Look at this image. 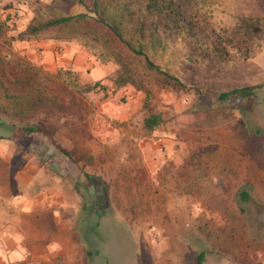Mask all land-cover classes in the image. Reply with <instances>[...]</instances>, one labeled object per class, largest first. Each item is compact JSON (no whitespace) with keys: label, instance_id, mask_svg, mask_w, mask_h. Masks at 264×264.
Returning a JSON list of instances; mask_svg holds the SVG:
<instances>
[{"label":"rangeland","instance_id":"rangeland-1","mask_svg":"<svg viewBox=\"0 0 264 264\" xmlns=\"http://www.w3.org/2000/svg\"><path fill=\"white\" fill-rule=\"evenodd\" d=\"M93 1L0 0V118L14 125L0 139L9 264H200L209 254L264 264V40L245 57L232 45L238 19L263 17L264 0H189L175 26L145 32L146 54L184 84L153 90L162 121L150 130L133 90L78 89L87 63L128 55L102 22L139 38L142 0ZM78 12L46 40L19 35L31 19ZM256 84L247 98H216Z\"/></svg>","mask_w":264,"mask_h":264},{"label":"trees","instance_id":"trees-1","mask_svg":"<svg viewBox=\"0 0 264 264\" xmlns=\"http://www.w3.org/2000/svg\"><path fill=\"white\" fill-rule=\"evenodd\" d=\"M189 0H142V7L139 13L137 21V38L136 43L133 45L129 40L122 37L120 31L113 23L102 22L108 31H111L113 36L128 50V55L123 56L119 53H113V63L103 64L108 69L107 75L101 78H90L88 70L83 71L88 76V80L83 82L82 87H79L83 93L89 91H102L105 92L102 95L103 98L108 97L110 94L121 93L122 95L127 90H133L138 96V104L141 100L140 108L146 110V115L142 117V124L147 129H153L161 123L159 112L153 108L151 101L153 100V90L158 89H169L172 91L184 89V84L174 74L160 68L143 50L141 40L145 36V32L149 36L153 34L163 33L170 27H173L179 21L184 11L185 6ZM95 6L96 2L93 1ZM264 8V3L261 4ZM85 17L84 13L78 12L74 15H60L43 20L35 21L31 19L19 32L24 38L31 39H48L46 31H52L54 28L66 26L71 22L80 20ZM235 36L232 38L234 43L232 44L237 51L245 57L249 52V47L254 42L264 40V16L263 17H240L234 27ZM55 37L50 38L54 41L59 40V37L64 35L61 33H53ZM57 37V38H56ZM61 46H58V49ZM240 48V50L238 49ZM6 58L10 59L11 65L16 69L21 68L20 61L15 59L14 55H5ZM12 56V57H11ZM14 57V58H13ZM105 60V59H104ZM107 61V60H105ZM58 68V67H57ZM59 70V69H58ZM70 71V70H69ZM65 70V73H69ZM74 74V71H70ZM76 73V72H75ZM77 76V75H76ZM76 76H72L70 81L73 84L77 82ZM17 79V77H16ZM28 81V79H27ZM104 87H106L104 89ZM257 87L256 85L242 86L240 88H232L228 91H222L217 94V99L221 100L225 97H242L247 98L251 92ZM82 88V89H81ZM140 94H139V93ZM35 102L32 103L34 105ZM14 130V125L0 118V139L8 138L11 131ZM24 133H31L39 130L34 126H25L21 129ZM57 151L64 156L69 155V151L65 150L59 143L56 145ZM86 176L89 177L88 174ZM98 196V195H97ZM96 196V198H97ZM98 201V200H97ZM201 258V257H200ZM197 258L196 263L199 262Z\"/></svg>","mask_w":264,"mask_h":264},{"label":"crops","instance_id":"crops-1","mask_svg":"<svg viewBox=\"0 0 264 264\" xmlns=\"http://www.w3.org/2000/svg\"><path fill=\"white\" fill-rule=\"evenodd\" d=\"M44 43H45V45H44V47H45V49H46V51L48 52L50 49L48 48V45L50 44L51 45V49L53 48V45L51 44V43H47V42H45L44 41ZM57 45H55V47H56ZM78 48V47H77ZM79 49V48H78ZM70 50H75V49H70ZM80 50V49H79ZM43 58V64H45L43 67L45 68H47V69H50V68H52L53 67V57H52V55L50 54H48V53H45V56L44 57H42ZM46 63H49V64H51L52 63V65L51 66H46ZM83 64H85V63H81V65H83ZM87 66L88 67H85V70H88V74H90L91 75V78H101L102 76H105V75H107V73H108V69L106 68V66L102 63L101 64V62H92V64L90 65V64H88L87 63ZM162 140H164V139H162ZM46 195H48V196H50L49 194H46ZM40 197L42 196V195H39ZM48 196L46 197H42L43 198V200H45V198H47L48 199ZM38 197V196H37ZM35 199V198H34ZM10 239V238H9ZM8 241V237H7V235H5V234H0V264H9V263H13V262H15V260H14V258L13 257H11V256H9V258L7 257L8 256V254L7 253H3L2 251H3V246H2V241L3 242H5V241ZM11 249V248H10ZM6 256V259L8 260V263H6L4 260H3V256Z\"/></svg>","mask_w":264,"mask_h":264},{"label":"flooded vegetation","instance_id":"flooded-vegetation-1","mask_svg":"<svg viewBox=\"0 0 264 264\" xmlns=\"http://www.w3.org/2000/svg\"><path fill=\"white\" fill-rule=\"evenodd\" d=\"M262 227V228H261ZM262 234H264V221L260 226ZM258 262V261H257ZM221 258L216 257L214 254L204 255L200 264H220Z\"/></svg>","mask_w":264,"mask_h":264}]
</instances>
